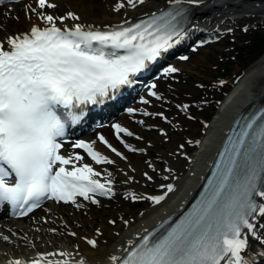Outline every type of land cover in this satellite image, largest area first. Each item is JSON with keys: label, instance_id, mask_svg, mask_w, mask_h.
Listing matches in <instances>:
<instances>
[{"label": "snow or ice", "instance_id": "snow-or-ice-1", "mask_svg": "<svg viewBox=\"0 0 264 264\" xmlns=\"http://www.w3.org/2000/svg\"><path fill=\"white\" fill-rule=\"evenodd\" d=\"M169 2L179 5L181 0ZM196 2L189 0V3ZM145 3L146 0H118L114 10L119 12L126 6L135 9ZM35 5L26 4L25 13L27 19L35 16L39 23H32L24 31L8 34L4 20H19V16H13L11 9L0 13L3 16L0 31L6 33L0 39V208L10 206L12 214L19 217L28 216L45 199L71 204L79 210L84 205L78 198L101 206L97 197L111 199L115 196L113 174L107 172L102 176L76 151L82 150L96 165L114 164L113 159L97 150L96 140H77L71 144L72 151L67 154L62 151L65 116L77 121L80 116L74 109L103 104L112 100L123 87L134 86L138 74L148 70L150 63L185 35L177 19L183 18V9L159 15L153 12L139 22L125 20L102 30L78 23L81 17L75 12L57 16L47 11L58 7L53 0H35ZM69 20L77 23L69 26L65 23ZM180 59L187 61L189 57ZM179 71L170 66L164 75ZM148 89L150 97L158 101L163 99L156 91V82L148 85ZM142 103L148 105L149 100L142 99ZM177 107L186 111L189 106ZM61 108L66 110L64 115L59 112ZM127 111L134 113L136 110L129 108ZM142 114L160 116L170 123L163 113L145 110ZM138 123L144 125L145 122ZM111 127L129 152L146 151L125 142L122 135H134L127 127L120 123ZM161 135L167 136V133L161 130ZM97 139L116 157L127 160L103 135ZM136 139L142 137L136 136ZM229 145L230 148L222 153L225 160L217 179L193 210L158 237L154 231L146 229V234L138 236L137 241H129L120 255L110 254V264H246L244 253L249 237H264V233L257 232L264 227L258 223L264 219V109L245 123L238 136L229 140ZM148 167L156 171L151 162ZM129 168L136 171L131 165ZM142 175L148 181L153 180L147 171ZM124 176V183L134 180L127 172ZM159 187L165 190L160 195L131 192L125 198L159 205L175 190L171 183ZM116 223V219L108 220L110 225ZM123 223L127 226L129 221L123 220ZM62 227L67 230L68 224L65 222ZM49 231L56 233L57 230ZM59 234L78 238L97 250L103 231L96 228L94 238L78 236L76 231ZM0 238L9 241L7 235ZM76 247L78 249L79 245ZM56 256L70 257L71 253H39L36 259H14L8 264H70L69 260L51 259ZM71 264H87V261L82 258Z\"/></svg>", "mask_w": 264, "mask_h": 264}, {"label": "bare ground", "instance_id": "bare-ground-1", "mask_svg": "<svg viewBox=\"0 0 264 264\" xmlns=\"http://www.w3.org/2000/svg\"><path fill=\"white\" fill-rule=\"evenodd\" d=\"M116 1L117 0H53V2L58 4V8L61 10L62 15H65L68 11L75 12L77 15L81 17L78 23H81L83 25H92L94 27H104L107 25H114L120 23L132 17L142 15L150 11L151 9H155L156 6L158 5H164L165 3L169 2V0H146V3L144 5H139L135 9L126 6L124 9H121L119 12H116L114 10ZM257 1H261V0H257ZM181 2L186 3L187 6L191 8L192 12L190 13L187 23L183 27V30L185 32L184 37L180 40L179 43L174 44V47L178 46V44L185 43V41L188 40L189 37L192 35V32H194L196 29L204 30V34L202 35L209 37L212 36V33L215 32V30L220 29V25H215V24L208 25L207 22L211 21L212 19L220 20L218 15L220 11L222 12L223 15L221 16L222 18L221 23L226 22L227 19L229 18L228 16L226 17L229 10H238L243 12L259 11L258 6L256 7L255 5H251L253 9L250 10L248 8L250 6L245 5L248 2H250V0H197L196 3H189V0H181ZM26 4H32L33 7L36 6L35 0H25L15 4L0 5V13H5L9 9H11L13 16H19V20H15V19L4 20V23L7 25L8 34L27 30L34 22L39 23V21L36 20L35 16H33L31 20L27 19L25 13ZM48 11L52 12L55 15V10H48ZM234 16H238V15H234ZM0 19H3V16H0ZM65 23L71 26L73 23H77V22H73L69 20L66 21ZM5 35H6L5 32L0 31V39H3ZM227 40H228L227 38H224L222 44L225 43ZM261 64H262V60L259 61L257 64H255L254 67H258ZM259 82L264 85V79H260ZM166 89L167 92H172L177 95L175 99L172 98V101L176 105L187 104L189 106L186 111L190 110L194 104L200 103L199 99L196 96H194L192 93H189L188 91H184V88L181 86L168 85ZM159 93H161L162 96L164 97L167 96L165 93H162V91H159ZM255 94L258 97V99H264V89H260V88L256 89ZM141 98L142 97H140V99ZM169 107L171 108V106ZM141 109L143 112L147 110L145 107H141ZM180 109L183 110L182 108ZM237 112L238 111H236L235 113ZM129 116H130L129 114H124L123 116H119L120 121L125 127H127L130 131L135 133V135L131 137L122 135V138L125 140L126 143L130 144L131 146H138L144 148L146 150L145 156H147L148 159L146 161H143L142 163L137 158V156H139L137 152H129L126 148L123 147V144H121L119 140L115 139L112 136V131L109 128H103L102 130H94L92 132H89L87 133L86 136L89 139V141H93V140L97 141L96 144L97 150L101 151L104 155H107L110 159H113L117 164L116 166L118 170L116 171L111 167L106 168L103 166V164L96 165L86 155H84L85 156L84 162L92 164L97 171H100L102 173V176L106 175L107 172H111L113 174V177L118 176L119 179H121V182H123L126 179V177L124 176L125 172L133 176L134 172L131 171V169L129 168V165H131L132 168L136 169L135 171L136 173H143L147 171L150 175H152L153 180L156 181L154 182V186H160L162 184L161 181H157V176L160 179L162 178L163 181L164 176L170 177L176 172L179 173L185 172L187 174L189 170H193V168L188 169L189 166H182V169L177 168L178 161H180L179 160L180 151H181L180 146L178 144L173 145L169 142H170V138H173V140H175L176 138L178 140L179 135H175L173 132L169 133L166 138V142L169 144H166V147L164 148L166 149V151L157 150V148H155L154 145L150 146L147 143V141H151V140L152 142H154L155 140L154 135L151 134L150 132L143 133L142 128H140V126L137 125V123L130 120ZM176 127L178 128V130L181 131L182 126L177 124ZM200 127L203 128L205 126L201 123ZM209 129L210 128H208L207 130ZM161 130H163V132L166 131L165 128L158 127L159 133H161ZM99 135H103L114 147L117 148V150L121 151L127 157V160H121L119 157H116L115 154L112 153L110 149H108L105 145L100 144L97 139ZM136 136H140L142 137V139L137 140ZM146 143L147 146H145ZM70 151L72 150L70 149L64 150L63 152L67 154ZM156 156H158L164 161L163 164L165 165L164 168H161L162 165L159 166L157 162L154 160ZM148 162H151L153 166L156 168L155 172H153L152 169L148 167ZM168 168L172 169V171L168 172L165 170ZM147 184L151 185L150 182L147 181L146 179L137 182L131 181L129 182V185L126 184L123 185V187H125L123 191H127L128 193L135 192L138 195H140L142 191L143 192L148 191L146 190L147 188L145 187ZM117 185L120 186L121 184L117 183ZM115 186L116 185L114 183L113 187ZM163 191L165 190L160 188V190L156 191V193L160 195L162 194ZM107 199L109 201L107 200L103 201V198L100 199L101 207H99V209L94 208L97 205H93L88 201L81 200L80 203L84 205V208L79 210L76 208H71L69 205H65V204H61V205L46 204L44 208H39L38 211L39 217H36L35 220H32L31 214L22 219L7 218L6 222L0 220L1 223L0 230L2 235L6 234L7 230L5 228L7 226L12 232L16 234L13 235L15 237L8 234L11 240H15L17 242L16 243L17 247L13 249L15 244H12L9 248V251L5 253V257H12V258L18 257L19 255L18 248L24 250V247L20 245V243L29 242L28 239L30 237H34L35 239L38 235H40L41 238H43L45 236L44 235L45 233L38 234L37 229H41V230L44 229L45 231V228L47 227L45 226L43 227L42 225L48 223L49 229L50 227L51 228L56 227L58 233L60 232L66 233V231H76L78 233V236L87 235L89 237H94L95 229L100 228L103 231V236L99 237L100 247L97 250H92L89 246H87L82 240H79L78 238H73V237L69 238L66 234L64 235V237L68 239L69 241L68 243H71V246L74 247L75 250L81 251L86 255L87 264H92L93 262L96 261H105L103 264H110L108 260V256L110 254L119 255L118 254L119 250L113 251L114 249H112L111 246L114 245L116 248L118 245H124L126 243V239L128 238L127 235L123 234V228L126 227V225L123 223V220H128L129 224H134L135 223L134 221L135 220L137 221V223L134 224L135 228L130 230L132 235H134L136 231L144 227L147 221L143 220L139 222L138 220L140 218L138 214H140V212L138 213L137 211L133 212L130 210H126L127 208L117 209L116 205L118 201L112 198L111 199L107 198ZM257 201L260 202V198H258ZM104 202L110 203V206L108 208H104L102 206V203ZM117 206L119 207V205ZM0 217H4V215L2 214L0 215ZM121 218H123V220ZM110 219H116L117 223L115 225L108 224V220ZM18 220H22L23 222L29 221V224L20 225L21 223L18 222ZM61 222L62 225L65 222L68 224L67 230H65L63 227L60 226ZM258 223L264 225V219L259 220ZM76 224H78L79 227H77ZM129 224L127 226H129ZM257 232L264 233V227L258 228ZM117 233H119V235H117ZM76 245H79L78 249ZM47 247L48 248H45V250H49L51 248L65 249V247H61L59 244L56 245L55 243L47 245ZM5 249L7 250V248ZM35 249L43 250L40 245L35 246ZM262 250H264V237L258 239L256 237L250 236L248 248L244 253L246 264H253L255 257ZM22 252L23 251H21L20 253ZM5 262H8V259H6ZM2 263L4 262L0 261V264Z\"/></svg>", "mask_w": 264, "mask_h": 264}, {"label": "rangeland", "instance_id": "rangeland-1", "mask_svg": "<svg viewBox=\"0 0 264 264\" xmlns=\"http://www.w3.org/2000/svg\"><path fill=\"white\" fill-rule=\"evenodd\" d=\"M252 3H254V0L253 1L250 0V2L247 4L251 5ZM261 3L264 4V2H261ZM237 13H239V11L236 12L235 15H239ZM241 13H244V12H241ZM59 15H62V12ZM244 19L252 20V18H243V20L238 22V20L235 18V22L222 25V31H220L219 35L223 36L224 34H227V36L225 37H227L228 40L225 43L222 44L223 41H220L221 40L220 38L218 42L209 44L207 46L199 47L195 51H187L189 52V56H188L189 59L187 61L183 60L178 63V68L180 69V71L178 73L171 74L170 76H167V77L164 75L162 76L161 80L156 82L158 90L162 91V93L164 92L167 95V97H163V99L159 101L158 100L153 101L152 103H149V105L153 107L154 112L157 113L158 111L159 112L162 111L164 114L166 115L168 114L170 118L172 117V119L169 118L170 123L169 122L165 123L163 121L164 119L163 120L161 119V122H160V120L156 119V116H152V117L143 118V121L146 120L147 122H154L158 126L165 128L166 131L164 132L167 133V135L172 132L175 135H179L178 140L176 138L175 140H173V138H170L169 143L173 145L179 144L181 146L182 143H179V142H183L186 145L185 148L188 151L189 149H194L195 147H188L190 145L189 143H192V141L189 140L190 141L189 142L186 140V138L187 137L191 138L189 134H192V139H194L195 137H199L202 132H200L201 128L199 124L197 123V120L189 119L188 116L186 115V111H184L185 113H183V110L179 109L176 105H173L171 107L172 108L171 111L167 108L168 105L170 104L169 99L170 98L175 99L177 96L175 93L167 92V89H166V87H168L167 85L181 86L184 88V91L193 93V95L199 99V102H201V104L200 106L199 104L194 105L191 108V113L196 112L198 117L207 116L214 107V104L213 102L210 101V99L212 100V98H215L219 94V92H221L223 88H225L229 84V82H231L234 79L235 75L240 74L242 72V68H246L247 66H249V63L253 61V59L256 57L255 55L257 54V52L260 49L264 48V21L261 19H255L254 21L252 22L249 21L250 23H247L246 21H244ZM256 26L258 27L255 28ZM245 29H247V31H245ZM258 39L259 40L263 39V41L259 45V49L257 47L255 48V50L254 49L251 50L247 48V46L250 43L253 44ZM245 44H247V46H244ZM221 81H223V83H221ZM174 115L176 119H174ZM135 117L138 118V115H135ZM175 122L183 126L182 129L184 128V126L191 127V128L190 129L184 128L180 132L178 128H175L173 126V123ZM154 123H150V124H154ZM150 124L147 123V124L141 125L139 123V126L140 128H142L143 133L150 132L155 137L154 142H152V140L147 141V142L150 143V146L154 145L155 148H157V150L166 151V149L164 148L166 147V144H169L166 142L167 136L161 135V133L158 132V129H156L154 125H150ZM145 146H147V143L145 144ZM182 149L183 148L180 147L181 154L179 156L180 161H178V164H177L178 169H182V166H184L187 163L186 162L187 159L190 160V162H192V156L190 155L187 157L183 156L182 154H184L185 152H183ZM138 155L139 156H137V158L142 163L143 161H146L148 159V157L145 156V152H139ZM154 160L157 162L159 166L164 164V161L158 156H156ZM116 165L117 164L114 163L108 166L117 171L118 169ZM188 166L190 165L188 164ZM174 174L175 175H173V177L170 176L171 180L174 179L175 185H179L178 182L182 181L184 176L183 177L182 175L179 176L180 175L179 172H176ZM133 177H134V180H133L134 182L143 180L142 173L134 172ZM113 180L116 184L117 183L121 184L120 186L119 185L115 186L117 188V191H115L116 193L115 196L112 197V199H115L118 201L117 205H119V207L116 205L117 209L127 208L126 210H130L133 212L137 211L138 213L140 212V214H138L139 217H141V213H144V212L147 213V209H149V205L147 203L143 201L132 203L129 201V199L125 198V195L123 196V194H125L123 192L125 188L123 187V185L124 184L129 185V183L121 182V179H119L118 176L113 177ZM151 187H153V185ZM105 200L109 201L107 198H103V201ZM102 206L104 208H108L110 206V203L104 202L102 203ZM99 207L101 206H96L94 208L99 209ZM33 216L34 217L31 216L32 219L39 217V214L37 213L36 215H33ZM18 222H20L21 224H28L29 221L23 222L22 220H19ZM42 226L43 227L45 226L48 229L45 228V231L44 229L39 230L38 234L45 233L44 234L45 236L41 238V236L38 235L37 238L35 239L34 237H30L29 238L30 244L28 243V245L22 242L21 244L26 247L25 251H29L31 248H33L36 245H40L44 248L45 247L48 248L47 245H50L52 243H55L56 245L62 244L68 250H71L70 248L71 245L68 244L69 241L67 238L64 237V235H60L57 231L56 233L49 231L48 223H45ZM60 226L62 227V222ZM52 228L56 229V227H52ZM52 228L50 227V229ZM7 231L11 233L9 230ZM13 235L15 234L13 233ZM68 237L72 238L70 236ZM14 243L15 242H12L10 240L8 242H5L2 238H0V252H4V253L6 251L8 252L10 246ZM15 246L16 244L14 245L13 249H15ZM5 248H7V250ZM81 256L83 257L84 254H82Z\"/></svg>", "mask_w": 264, "mask_h": 264}]
</instances>
